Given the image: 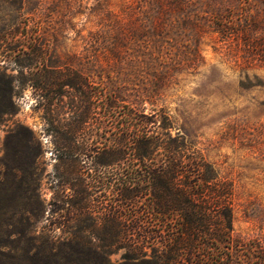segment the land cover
Returning a JSON list of instances; mask_svg holds the SVG:
<instances>
[{
  "label": "trees",
  "instance_id": "1",
  "mask_svg": "<svg viewBox=\"0 0 264 264\" xmlns=\"http://www.w3.org/2000/svg\"><path fill=\"white\" fill-rule=\"evenodd\" d=\"M195 3L121 0L112 8L94 0L87 12L94 30L80 35L93 42L89 66L65 65L55 51L85 0H35L30 26L0 24V52L24 59L15 74L0 69V120L15 110L26 82L43 109L54 157L43 204L33 176L38 150L28 149H39V141L27 126L9 128L31 176L22 177L21 165L0 171V264H264L260 237L248 243L232 234L236 208L248 217L262 209L263 173L254 193L239 195L240 172L207 160L185 132L171 134L163 103L145 110L185 56L197 53L186 32L206 9ZM255 131L263 158L264 125ZM117 250L119 260H110Z\"/></svg>",
  "mask_w": 264,
  "mask_h": 264
},
{
  "label": "rangeland",
  "instance_id": "2",
  "mask_svg": "<svg viewBox=\"0 0 264 264\" xmlns=\"http://www.w3.org/2000/svg\"><path fill=\"white\" fill-rule=\"evenodd\" d=\"M192 1L196 7L206 9L204 17L196 19V25L186 32L188 43L197 45V53L185 56L162 95L151 104L144 103L145 110L163 103L172 120L171 134L185 132L193 147L207 160L224 170L230 169L233 176L240 172L236 190L245 196L248 191H256L255 179L262 173L264 181V157H259L253 144L256 128L264 125V0ZM120 2L109 0L112 8H117ZM85 4V12L76 15L72 27L55 42L56 53L68 66L79 63L89 66L92 60L93 42L87 40L84 44L80 35L94 30V14H87L94 8V0H85ZM34 5L35 0L21 4L17 0H0V24L19 22L20 26L22 23L30 26L36 11ZM218 21L226 24L219 30L215 28ZM14 53L15 50L0 52V69L9 74H15L19 63L24 61ZM90 78L94 80L93 76ZM90 84L94 89V82ZM14 101L15 110L0 120V171L21 165L22 177L30 178L27 155L19 152L20 140L8 133L13 123L27 126L40 144L37 149L31 143L28 149L31 153L38 150L33 176L37 177L39 195L45 204L51 193L54 157L50 136L45 132L43 109L36 105L26 82L18 87ZM5 178L15 180L11 173L5 174ZM263 183L256 199L262 208L258 214L248 217L241 207L234 210L232 234L248 243H253L256 237L264 241ZM119 254L120 250L110 254V260H119Z\"/></svg>",
  "mask_w": 264,
  "mask_h": 264
}]
</instances>
